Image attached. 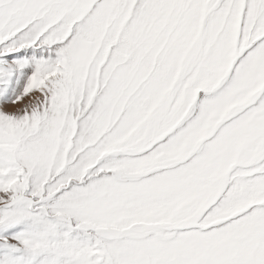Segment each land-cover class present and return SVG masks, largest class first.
I'll use <instances>...</instances> for the list:
<instances>
[{
    "label": "snow or ice",
    "instance_id": "obj_1",
    "mask_svg": "<svg viewBox=\"0 0 264 264\" xmlns=\"http://www.w3.org/2000/svg\"><path fill=\"white\" fill-rule=\"evenodd\" d=\"M0 264H264V0H0Z\"/></svg>",
    "mask_w": 264,
    "mask_h": 264
}]
</instances>
